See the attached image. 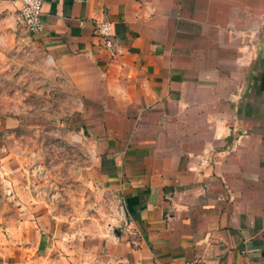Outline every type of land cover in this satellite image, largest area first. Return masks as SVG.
Returning a JSON list of instances; mask_svg holds the SVG:
<instances>
[{
    "label": "crops",
    "instance_id": "1",
    "mask_svg": "<svg viewBox=\"0 0 264 264\" xmlns=\"http://www.w3.org/2000/svg\"><path fill=\"white\" fill-rule=\"evenodd\" d=\"M42 1L31 34L0 0V264H264V28L241 26L257 0ZM46 63L79 102L56 142L31 138L11 72ZM35 163L54 216L27 190Z\"/></svg>",
    "mask_w": 264,
    "mask_h": 264
},
{
    "label": "rangeland",
    "instance_id": "2",
    "mask_svg": "<svg viewBox=\"0 0 264 264\" xmlns=\"http://www.w3.org/2000/svg\"><path fill=\"white\" fill-rule=\"evenodd\" d=\"M242 5L244 4L245 0H241ZM226 6H228V0H226ZM257 19L256 20H249L248 16H244L242 9L243 16L241 20V26L243 28L248 27H260L264 28V15H259L261 11H259V7L262 5L259 3H263L262 0H257ZM254 23V24H253ZM242 44L244 40H248V36L246 33H242ZM251 38V37H250ZM33 51V55H34ZM27 62H30V60H27ZM36 58L31 60V63H35ZM29 63V64H31ZM46 66L48 68L49 78L48 81L46 78V68L45 70L36 68L35 65L31 69H24V65L20 68V70H11L12 74H17L18 76H21L18 79L17 83V89L20 90L22 93L21 95H18L17 102H25L27 103L30 110H33L32 113L35 114V117L27 118L28 124L30 126L34 125H40L41 127H45L43 133L39 132L37 137L33 136V133H31V138L33 137L34 141H45L44 138H46L47 134H49V137L46 139L51 140L53 142H56L57 140H61V137L59 138L61 133H58L56 131L57 128L60 129V125H66L67 128H73V125L77 123L76 118L74 117L76 115V112H74V109L78 108L79 102L78 98L76 96V93L73 89V87L70 85L68 80L65 78L63 79L62 76L59 77V84L53 78L51 77L50 72V66H52V63H46ZM9 65H6V68H8ZM5 76L8 77V69H5L4 71ZM15 72V73H14ZM11 88H13L12 85H10ZM24 93H27V96L23 95ZM20 96L23 97V100H20ZM6 105L14 106L15 102L8 101L5 102ZM74 110V111H73ZM12 112H15V110H12ZM71 115V116H70ZM45 132V134H44ZM45 135V136H44ZM71 136V135H70ZM48 145V143L46 144ZM50 160H53V158L50 157ZM45 162L47 168L51 170L55 164L52 162L48 163ZM54 168L52 171H57ZM48 170V171H49ZM57 173V172H56ZM10 174H14V172H10Z\"/></svg>",
    "mask_w": 264,
    "mask_h": 264
},
{
    "label": "built area",
    "instance_id": "3",
    "mask_svg": "<svg viewBox=\"0 0 264 264\" xmlns=\"http://www.w3.org/2000/svg\"><path fill=\"white\" fill-rule=\"evenodd\" d=\"M19 3L17 12L18 21L21 23L26 32L37 34L43 30L41 22L42 0H12ZM94 35L98 40L100 49L107 51L110 56L114 57L120 54V50L116 45L111 23L107 21H96L94 23ZM78 134H71L70 141L72 146L80 144ZM80 158V154L77 159ZM15 173V171H13ZM24 177L26 179V187L34 198L42 202L50 216H54L56 208L61 201V190L51 181L47 180L46 170L43 164L35 163L31 166L24 167ZM43 180H47V186H41ZM161 264V263H153ZM183 264H200L197 260L186 261Z\"/></svg>",
    "mask_w": 264,
    "mask_h": 264
}]
</instances>
